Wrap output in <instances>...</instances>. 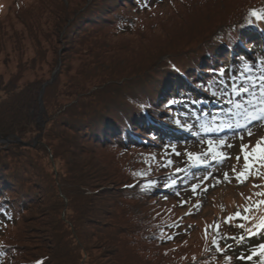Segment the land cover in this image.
I'll use <instances>...</instances> for the list:
<instances>
[{
    "label": "trees",
    "instance_id": "16d2710c",
    "mask_svg": "<svg viewBox=\"0 0 264 264\" xmlns=\"http://www.w3.org/2000/svg\"><path fill=\"white\" fill-rule=\"evenodd\" d=\"M48 1L52 0H39L43 12ZM67 2L68 5L59 0L50 7L55 8L51 14L61 6L65 8L46 40L55 60H62L64 66L55 79L27 81L22 75L25 68L34 70L41 65L36 64L43 61L37 34L49 27L16 30L21 34L15 38L24 34V39L19 38L22 42L33 41L38 57L18 64V71L11 76L0 77V139L13 141L0 143V231L5 228L0 256L5 264H192L185 254L167 247L169 243H164L161 235L175 221L174 214L167 215L156 206L146 210L147 205H152L147 200L155 197V190L166 186L164 171L151 160L143 164L140 158L127 157L129 152H125L134 150L137 154L147 143L145 137L156 140L151 135L153 124L169 122L165 113L171 112L175 89L192 97L200 94L190 85H200L208 94V86L221 78L218 74L229 61L228 55L235 59L247 44L253 43L249 28L254 26L255 18L250 13L263 8L264 0H201L191 7L187 1H183L184 7H176L172 5L174 0H166V13L181 18L164 24L160 33L135 45L130 39H122L123 44L113 43L122 44L126 50L99 55L94 66L82 69L83 80L68 88V93L73 90L69 102L60 103L56 114L50 115L54 125L52 134L46 131V139L42 132L50 128L44 123V128L36 129V119L40 120V113H47L51 104L53 110L56 108L54 100L60 102L61 73L69 72L75 51L86 44L94 45L96 38L103 39L106 30L121 34L138 30L134 27L137 19H124L137 5L134 0H80L81 6H74L73 0ZM152 10L141 14L149 15ZM70 11L73 15L63 19ZM61 41L68 49L57 53L55 45ZM2 52L9 53L0 46ZM234 59H230L231 64ZM224 73L222 78H228L226 69ZM166 79L172 81L164 84ZM91 87L96 88L86 94ZM54 89L58 90L55 94ZM59 126L66 127L68 133ZM35 132L40 133L36 136ZM69 147L78 150L87 162L95 158L86 165L89 170L82 171V166L73 161L72 173L60 171L59 178H46L45 171L35 164L36 155L48 159L51 152L56 160L59 148L74 152ZM71 156L75 159L73 153ZM140 171L143 179L134 175ZM109 184L118 186L111 188ZM141 184L152 187L141 191ZM250 216L258 217V213ZM25 221L28 227L23 238L29 242L19 236L11 242L8 234ZM263 241L261 229L231 250L243 252Z\"/></svg>",
    "mask_w": 264,
    "mask_h": 264
},
{
    "label": "rangeland",
    "instance_id": "374dc122",
    "mask_svg": "<svg viewBox=\"0 0 264 264\" xmlns=\"http://www.w3.org/2000/svg\"><path fill=\"white\" fill-rule=\"evenodd\" d=\"M62 1L68 5L67 0ZM79 1L73 0V5H83ZM134 1H136L137 5L132 8L133 12L130 13V16L124 19L128 22H131L134 18L137 19L138 22H135L134 27H138V30L133 34L114 33L106 30V36L103 39L96 38L93 40L95 42L94 45L86 44L81 50L79 48L76 51L74 50L73 58L70 57V63L72 64L69 67V72L62 71L60 77L62 84L58 90L62 95H66H61L62 99L59 96L60 102L54 100L55 102L53 103L56 107L54 110L51 104L49 111L40 113V120L36 119V129L39 126L43 127L44 123L45 127L50 128L42 132V136L46 139V131L52 134L51 128L54 125L50 115L56 114L57 107H61L60 103L69 102V97L73 95V90L68 93V88L70 85L83 80L82 69L94 66L98 61L99 55H109L110 51L120 52L126 50L125 47H122V39H130V42L135 45L137 41L145 40L147 37L155 35V33H160L164 28V24H172L175 18H181V16L173 17L166 13L169 7L166 0ZM138 1L140 2L138 3ZM183 1L190 3L187 6L191 7L194 3H198L201 0H174L172 5L176 7L183 6ZM58 3L59 0L46 2L45 12H43L44 8L39 5V0H0V46L6 47V52H9L8 55L3 52L0 54V77L11 76L14 74L12 72L18 71V64L21 62L28 63L31 59L38 57L37 48L33 41L23 40L22 42L20 39H24V34H22V37L15 38L18 33L21 34L20 32L17 33L16 30L20 31L22 29L25 32L24 27H32L33 29L35 27H49L48 30H42V32L37 34L43 49L40 54L43 61H36V64L41 65H37L34 70L29 67L25 68L26 70L22 75L27 81L39 79L44 82L55 79L63 64L62 60H55L46 40L50 37L48 32H51L52 27H56L59 18L62 16L61 13L65 11V8L61 6L58 11L51 14V11L55 8L50 9V7ZM147 9L154 10L149 15L141 14L143 10ZM261 11H264V7L259 9V12ZM126 12L130 11L127 10ZM178 13L185 14L182 11ZM135 14L141 15L136 17ZM72 15L73 12L70 11V14L62 18H70ZM261 22H264V20H260ZM25 35V39H27L28 33L26 32ZM10 38H13V40L10 41ZM259 40L263 44L264 40L262 38ZM18 41L22 42V44L18 45ZM113 43L122 44L112 45ZM65 45V41H61V44L57 43L55 45L56 52L61 53L67 50L68 48L65 49ZM260 47L256 43L254 48L250 44L245 46L246 50L242 51L246 54L244 58H241L234 67L228 68L230 70V78L227 81L221 79L217 89H211V91L216 92L215 97L212 95L210 99L205 98L202 101L193 98L189 99L186 95H182L175 97L171 101L176 106V113L172 121L179 129L177 135L174 137L169 135L170 137H167L160 132V129H156L158 134L156 139L158 141L148 139L147 143L145 142L141 146L143 148L137 154L134 150L125 152H129L127 157L136 156L138 159L140 158L143 164L145 160H151L162 171H167L165 173L167 180L165 190H155V197L147 200L152 205L149 207L147 205L146 210L147 208L154 210L159 207L160 211L167 212V215L174 214L172 219H175V221L172 225L167 226L163 232L164 243H169L167 247L174 248L175 251L179 250L176 253L185 254L187 261L192 264H264V255H253V253L259 251V246L264 244V241L258 245L248 246L244 252L234 253L231 250L233 246L242 241H247L248 238L258 232L260 229L256 225L264 218V206L259 209L255 207L258 201L264 199V197L257 195L259 192H264V168H260L257 165L243 180L237 179L239 173L244 171V151H250L255 148L257 141H264V119L255 124L248 123V120L251 119L248 118L245 109L249 112H255L253 105L247 103L248 100L254 99V97H252L251 93L236 95L232 87L233 85L243 84L252 88L253 83L256 85L260 84L259 78L264 73V44L262 49ZM95 57L97 60L93 61L92 59ZM53 62L56 64L55 67H52ZM169 81H172V79H166L164 84ZM222 82L223 87H227L226 92L222 90ZM95 88L91 87V90L87 91L86 94H90ZM57 91L54 89L52 92L55 94ZM253 91H256V89H253ZM176 94L177 91L175 90ZM41 95L42 93L38 97L39 100H41ZM237 103H240L242 107L238 109L236 107ZM44 119L45 121L43 122ZM177 120L182 122L180 126L175 123ZM206 122H211L208 131H204L200 127L201 124ZM184 124L195 125V127L188 131L183 126ZM221 127L228 128L231 132L220 134ZM241 127L244 129H241ZM59 128L64 130V133H68V130H65L66 127L59 126ZM39 133L35 132L36 136ZM27 139L29 141L28 136ZM207 140H213L214 142L222 140L224 142L222 146L216 149L221 153L220 157L213 159L211 154L208 153ZM53 144L54 146L58 145L57 141H54ZM242 148L244 151L241 150ZM69 149L74 151L72 153L75 155V159L71 156V152L67 153L59 148L60 154H57L56 160L52 159L53 154L50 152L48 159H45L43 155H36L35 164L37 163L41 171H45L46 178H55L56 175L59 178L60 173L66 171L72 173L73 161L78 164L76 166H82V171L89 170L86 165L91 164L95 158L94 160L89 158L90 161L87 162L86 157L79 154L78 150L71 147ZM187 152L200 154L201 162L190 161L185 155ZM94 154L97 158L98 153L94 152ZM108 159L110 160L111 158ZM82 163L85 164L82 165ZM101 169L104 171L103 168ZM140 172L143 173V171ZM67 173L69 174V172ZM226 173L228 175L227 180L224 179ZM69 177H71L70 174ZM70 180L73 181L72 177ZM109 185L111 188L118 186ZM254 185L259 187H254ZM193 186H196L195 191L192 190ZM125 195L122 196L125 197ZM246 208H252V211H245ZM251 212L253 214L258 213V218L256 216L253 220L242 218L247 217ZM262 212L263 215L260 217ZM236 213H240V216L237 217ZM229 217H232L231 221L228 220ZM1 221L0 217V223ZM27 227L28 222L25 221V223H21L16 229L10 231V235L8 234L10 241H13L14 236L23 238ZM4 230L5 228L3 227L0 231V243L2 242L1 233ZM154 232L158 233V230ZM229 237H235L236 239H229ZM240 237H243V239H240ZM23 239L29 242V239ZM214 240L219 246L218 249L212 243ZM185 241L186 243L181 244ZM249 256H251V259H248ZM4 261L0 256V264H5Z\"/></svg>",
    "mask_w": 264,
    "mask_h": 264
},
{
    "label": "snow or ice",
    "instance_id": "6c2138e0",
    "mask_svg": "<svg viewBox=\"0 0 264 264\" xmlns=\"http://www.w3.org/2000/svg\"><path fill=\"white\" fill-rule=\"evenodd\" d=\"M250 15L257 20H264V11L257 12L255 10H253V11H251ZM218 75H220L222 78L225 75V73L223 71H221ZM259 79H260V84L256 85L255 83H253L252 88L246 87L243 84L238 85V86L237 85L232 86L234 94L241 95V94L251 93L252 97H254V99L248 100L247 103L253 105L255 112H249L247 109H245V112H246L248 118L251 120L264 119V73L261 74ZM197 86L200 87V85H197ZM212 87L213 86L210 85V86H208V88L206 90L211 91ZM253 89H256V91H253ZM222 90L224 92L227 91V87H223V82H222ZM211 94L214 97L216 96L215 91H211ZM236 107L239 109L242 107V105L240 103H237ZM175 123L178 126H180L182 124V122L180 120H177ZM183 126L188 131H191L192 128L195 127V125L189 126L187 124H184ZM210 126H211V122H206V123L200 125L201 129H203L204 131H208ZM249 134H251V133H249ZM206 143L208 145V153L211 154L213 159L221 156V153L219 151H217L216 149L223 145L224 142L222 140L218 141V142H214L213 140H207ZM241 150L244 151L243 148ZM185 155L188 157V159L190 161L197 162V163L201 162V155L200 154L187 152V153H185ZM238 159H239V157H238ZM243 159H244V171L239 173V175L237 176L238 180H243L245 177H247L252 172L253 168L256 167L257 165L260 168H264V141H257L255 148L251 149L250 151H244ZM134 175H137L141 179H143V173H135ZM224 179L225 180L228 179L227 173L225 174ZM139 187H140L141 191H146V190L150 189L152 187V185L151 184H148V185L141 184V185H139ZM254 187H259V186L254 185ZM192 190L195 191L196 186H193ZM257 195L260 197H264V192H259V193H257ZM249 199H251V197H249ZM261 206H264V199H261L255 205L256 209H259ZM245 211H252V208H246ZM236 216L239 217L240 213H236ZM242 218L247 219L246 216L242 217ZM231 219H232V217L228 218L229 221H231ZM256 227L264 230V218H262L260 220V222L256 225ZM162 234L163 233H161V235ZM229 239L235 240L236 238L235 237H229ZM240 239H243V237H240ZM212 243L217 249L219 248V246L215 240ZM253 255H264V244H261L259 246V251L257 253H253ZM248 259H251V256H249Z\"/></svg>",
    "mask_w": 264,
    "mask_h": 264
},
{
    "label": "water",
    "instance_id": "95a60500",
    "mask_svg": "<svg viewBox=\"0 0 264 264\" xmlns=\"http://www.w3.org/2000/svg\"><path fill=\"white\" fill-rule=\"evenodd\" d=\"M13 141L10 139H0V143H12Z\"/></svg>",
    "mask_w": 264,
    "mask_h": 264
}]
</instances>
